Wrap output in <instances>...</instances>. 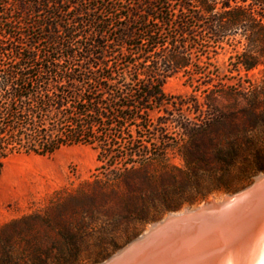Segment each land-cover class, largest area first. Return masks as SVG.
Returning <instances> with one entry per match:
<instances>
[{
    "label": "trees",
    "instance_id": "obj_1",
    "mask_svg": "<svg viewBox=\"0 0 264 264\" xmlns=\"http://www.w3.org/2000/svg\"><path fill=\"white\" fill-rule=\"evenodd\" d=\"M226 45L238 76L264 66V0H0V177L14 155L73 146L93 148L101 163L93 181L56 205L66 218L72 211L62 207L77 201L82 229L90 219L105 226L97 237L58 230L61 252L20 262H100L130 229L264 172V80L231 84L212 69ZM178 75L204 102L188 110L182 96L166 94ZM223 97L237 103L221 106ZM36 222L4 230L23 235ZM9 243L0 235V247Z\"/></svg>",
    "mask_w": 264,
    "mask_h": 264
},
{
    "label": "rangeland",
    "instance_id": "obj_2",
    "mask_svg": "<svg viewBox=\"0 0 264 264\" xmlns=\"http://www.w3.org/2000/svg\"><path fill=\"white\" fill-rule=\"evenodd\" d=\"M219 55L212 59V69L220 72L222 78L228 80L231 84H235L241 77L245 86H259L264 80V66L245 72L242 70L238 76L237 72L232 71L230 57L234 55L232 48L225 46L223 50H219ZM164 90L169 96H182L186 102H190L188 110L192 108L194 100L204 102L205 95L200 92H194V89L189 86L187 76L178 75L170 78ZM221 106H233L237 103L235 99L220 98ZM162 113H160L161 115ZM193 117V114L191 113ZM98 152L89 146H73L63 148L51 156H38L34 154H20L10 157L4 165L3 172L0 177V235L10 239L9 246L0 247V264H23L20 258L31 252H42L56 254L61 252L59 246L60 236L57 234L62 230L73 234L77 239L81 235H90L96 238V233L105 226L95 222L93 219L86 221L85 229L80 227L77 216V201L69 200L63 208H69L72 214L65 217L61 216V210L56 208L58 203L67 200L70 195H76L82 184L87 181L94 180V174H97L96 168L101 165L97 161ZM173 162L177 166H183V161L180 158H175ZM264 173V172H261ZM261 173L253 176L250 181L239 190L250 185L254 179ZM237 190V191H239ZM235 191V192H237ZM234 193V192H232ZM226 194L218 193L211 195L208 200L192 207H184L179 211L171 212L178 213L185 208H196L200 205L219 199ZM170 214V213H168ZM168 214L161 219L151 222L144 227L130 229L128 235L121 234L120 239L116 242L117 249L112 252L104 260L94 263L99 264L116 254L120 249L126 247L133 240L141 236L146 230L158 221L163 220ZM51 219L57 230L51 231L40 221V219ZM24 219H32L38 221L35 223V228L32 232L19 234L18 231L4 228L13 222H18ZM113 225V226H112ZM124 224H121L117 229L118 234L124 229ZM64 227L66 229L64 230ZM114 224L107 228V232L114 230ZM84 232V233H83ZM27 238L31 245H27L22 241ZM55 241V244H54ZM87 247V248H86ZM81 250H87L88 246H81Z\"/></svg>",
    "mask_w": 264,
    "mask_h": 264
},
{
    "label": "bare ground",
    "instance_id": "obj_3",
    "mask_svg": "<svg viewBox=\"0 0 264 264\" xmlns=\"http://www.w3.org/2000/svg\"><path fill=\"white\" fill-rule=\"evenodd\" d=\"M227 199L166 217L103 264H251L264 238V177L240 198Z\"/></svg>",
    "mask_w": 264,
    "mask_h": 264
},
{
    "label": "water",
    "instance_id": "obj_4",
    "mask_svg": "<svg viewBox=\"0 0 264 264\" xmlns=\"http://www.w3.org/2000/svg\"><path fill=\"white\" fill-rule=\"evenodd\" d=\"M263 177H264V173H261V174L258 175V176L254 179V181H253L250 185H248L247 187H245V188H243L242 190H239V191H237V192H234V193H231V194H226V195H224L223 197L228 198L227 201H234V200L240 198L242 195H244V194H246L247 192H249L253 187L256 186V184L258 183V181L261 180ZM210 206H211V201H209V202H207V203H204V204L200 205L199 207H200L201 210H207V209L210 208ZM199 207H196V208H199ZM185 209H187V210H193L194 208H193V209L185 208ZM185 209H183V210H185ZM178 213H179V212H178ZM178 213H170V214H168L166 217H169V216H171V215H175V214H178ZM166 217H165V218H166ZM165 218H164V219H165ZM164 219L161 220V221H158V222H156V223H153L149 228H150V229H151V228H152V229H153V228L155 229V227H157L159 224H162V223H163ZM143 236H144V234H142L141 236H139L138 238H136L135 240H133L131 243H129L126 247L120 249L116 254H114L113 256H111L110 258H108L107 260H105L104 262L99 263V264H103V263H105V262L111 260L113 257L117 256L118 254L122 253L124 250H126V249H128L130 246H132L136 241L142 239Z\"/></svg>",
    "mask_w": 264,
    "mask_h": 264
},
{
    "label": "snow or ice",
    "instance_id": "obj_5",
    "mask_svg": "<svg viewBox=\"0 0 264 264\" xmlns=\"http://www.w3.org/2000/svg\"><path fill=\"white\" fill-rule=\"evenodd\" d=\"M227 264H231V261L227 262ZM251 264H264V238L261 239L260 247L251 258Z\"/></svg>",
    "mask_w": 264,
    "mask_h": 264
}]
</instances>
